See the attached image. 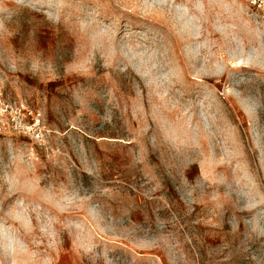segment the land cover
<instances>
[{
  "label": "rangeland",
  "instance_id": "rangeland-1",
  "mask_svg": "<svg viewBox=\"0 0 264 264\" xmlns=\"http://www.w3.org/2000/svg\"><path fill=\"white\" fill-rule=\"evenodd\" d=\"M0 264H264V9L0 0Z\"/></svg>",
  "mask_w": 264,
  "mask_h": 264
},
{
  "label": "built area",
  "instance_id": "built-area-1",
  "mask_svg": "<svg viewBox=\"0 0 264 264\" xmlns=\"http://www.w3.org/2000/svg\"><path fill=\"white\" fill-rule=\"evenodd\" d=\"M244 1H246L247 3H249L251 6L255 8L264 9V0H244ZM2 106H5L4 102ZM18 127H19L18 128L19 130L22 128L26 130L27 132H30L37 139H41L43 137V133L41 131V122L39 118H36L34 122L29 123V124L21 121Z\"/></svg>",
  "mask_w": 264,
  "mask_h": 264
}]
</instances>
